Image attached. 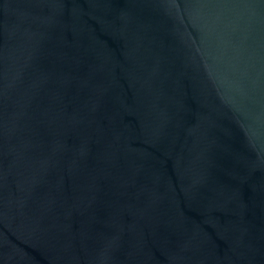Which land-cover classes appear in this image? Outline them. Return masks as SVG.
Wrapping results in <instances>:
<instances>
[{"label":"water","instance_id":"obj_1","mask_svg":"<svg viewBox=\"0 0 264 264\" xmlns=\"http://www.w3.org/2000/svg\"><path fill=\"white\" fill-rule=\"evenodd\" d=\"M0 264H264V0H0Z\"/></svg>","mask_w":264,"mask_h":264}]
</instances>
